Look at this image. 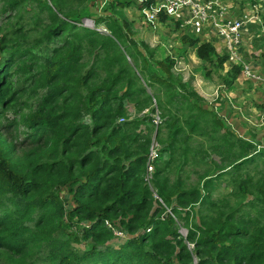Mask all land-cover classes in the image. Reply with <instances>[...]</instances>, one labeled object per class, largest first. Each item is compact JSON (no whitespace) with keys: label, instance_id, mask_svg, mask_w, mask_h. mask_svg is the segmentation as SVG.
<instances>
[{"label":"trees","instance_id":"1","mask_svg":"<svg viewBox=\"0 0 264 264\" xmlns=\"http://www.w3.org/2000/svg\"><path fill=\"white\" fill-rule=\"evenodd\" d=\"M26 1L0 0L6 3L0 12V264H189V243L174 218L155 207L159 199L144 178L155 132L168 153L154 173L157 195L167 204L202 209L187 237L198 264H264V152L232 132L190 85L170 82L174 56L158 61L152 73L153 85L169 89L166 99H157L163 125L144 131V120L126 119V101L142 109L153 95L136 55L120 40L127 35L119 24L113 22L112 33L82 25V6L90 0H28L30 7ZM134 2L115 0L111 8ZM34 26L39 37L25 40ZM199 52L205 63H215V72L228 59L218 58L211 43ZM240 72L237 66L224 84L233 87ZM190 166H205L194 184ZM221 178L233 193L218 200L213 190ZM252 187V200L238 203ZM61 189L74 205L67 235L50 215L62 205ZM108 219H120L121 228L136 235L118 247L106 244ZM81 236L94 241L85 251L75 245Z\"/></svg>","mask_w":264,"mask_h":264},{"label":"rangeland","instance_id":"2","mask_svg":"<svg viewBox=\"0 0 264 264\" xmlns=\"http://www.w3.org/2000/svg\"><path fill=\"white\" fill-rule=\"evenodd\" d=\"M114 1L115 0L88 1L84 4V6H82L81 24L91 29H98L102 32L112 33L113 29H116L115 25H113V22H115L119 24V27L122 29V33L127 35L120 40L124 48L131 49L136 55V64H138L142 68V71H144L141 80L145 82V86L153 95V101L149 107H144L142 109L136 106L133 102L126 101V119L144 120L141 124V128L144 131H146V127L148 125H151V127L154 128H158L160 125H163V111L158 107V97L163 96L162 99H166L169 89L163 85H158L157 83H155L156 85H153L154 80L152 78V73L156 70V64L158 61L166 58L167 56H174L176 59V64L173 68V80L170 79V82H173V85L186 83L188 86L190 84L202 86L204 89L202 92L205 95L203 96L204 101L205 103L208 102L212 106H216L218 102H221L220 97L222 96V89L225 87L224 83L228 84V82L232 80V74L236 70V67L240 66L241 72L234 82V86L235 84H238L237 87L239 90L245 89L246 93L252 94L251 99L249 98V103L252 105L249 108L257 106V109L262 110L261 113L256 110L255 113L257 115V120L256 116L253 115L254 112L248 115L249 113L247 112L249 109L247 111L243 109L239 112L241 115H246L248 118L250 117L251 124H247V122L240 120V114L237 115L236 119L234 115L232 116V112L229 114L226 113V111H224L225 108L221 111L219 109L220 105H218V109L216 107L215 108L223 117V120L232 132L241 138L252 141L256 144L258 150L264 152V59L262 57L264 54V0H221L227 17L243 21L244 28L241 40V58L229 62V59H227L224 63V67L220 71L216 69L217 72H215L214 69L215 63H205L203 58L199 56V53L201 52H199L200 45L202 43H211L214 45L218 58L221 56L224 57L226 54L228 56V52L223 44L221 43V45H219L217 44L218 42H215L216 33L210 29L211 27L209 25H204V30L194 33L185 29V27L180 25L177 20H174V22L169 19L166 21L158 20L156 23H152L148 20L144 12L145 8L141 0H134V3L126 7L117 6L116 8H111V3ZM26 3L28 4V7H30L29 4L31 2L27 0ZM5 4H0V12L3 11ZM36 4H38V2H36ZM100 19H108V21L99 22ZM109 22H111L110 28L108 27ZM6 27L7 26H4V29H6ZM9 27H13V25ZM1 35L2 31H0V37ZM39 35L40 32L37 26H34L30 32V38H26L25 40L34 39L35 37H39ZM185 37L199 38L201 43L200 45L196 44L193 46L184 41ZM44 46L45 44L43 42V47ZM190 53L194 55V60L189 56ZM202 55L204 56L205 54L202 53ZM129 58L131 62L130 65H134V57L132 56ZM244 64H246L247 67L249 66L255 74L261 75L263 80L247 77L244 70ZM204 66L206 71H204ZM239 79L241 81H239ZM237 99H239V97H237ZM249 112L251 111L249 110ZM157 114H159L161 118L159 125H155L153 121ZM10 116H13V114H10ZM87 121L90 122L89 117L87 118ZM121 121H124V118H120L119 122ZM244 132L245 134H243ZM152 136L150 153L151 151H156L159 155L156 159H154V170L149 171V173L148 170L146 171L144 177L145 181L152 186L155 191L156 199H159V201L155 203V207L164 208L161 213L163 217L171 215V217L174 218L175 225L179 233L184 237V240L189 243V249L193 252V259L189 264H198L199 256L195 252V243L189 241L187 237L189 229L192 227L194 228L193 225L195 223H200L202 209L199 208L200 204H198L195 209H190L189 207L185 209L178 206L175 201L172 202V204H167L159 198L153 183L154 173L157 169L164 165V162L168 159V153H162L161 149L164 144L157 139L156 132L153 133ZM206 141L205 148L209 150V145L212 141ZM211 157L212 159L215 158L219 161V157L217 155H212ZM259 161L261 162L262 160ZM204 169L205 166L198 168L190 166L188 168L189 174H191V180L189 183H196L197 173L203 172ZM195 170H199L200 172H194ZM216 183L218 184V188L213 190V198H217L219 200L224 196L226 197L233 193L232 188L227 187V180L224 178L218 179ZM250 189L251 191L248 192V195L245 198H240L238 203L246 205V202L252 200L253 195L257 192V188L252 187ZM58 195L62 205H55L52 208L50 215L57 222L55 229L58 233L67 235L64 231H67L66 224L70 220L69 211L74 206L72 205L73 200L68 189H61ZM235 201L236 199H232L230 202L233 203ZM216 204L221 205L220 201L217 200ZM176 205L179 210H181L178 214L172 210V208ZM187 210L190 211L189 214H185ZM203 213H206V211L203 210ZM88 224L89 221H82L78 224V228L81 230ZM106 226L111 231V238L106 242V244L115 245V247H118L126 242V240L136 235L126 233L121 228L122 224L120 219H108ZM69 230L70 232L80 235L75 232L72 227H69ZM119 231L123 232L126 236L124 238L117 236L116 232ZM93 243L94 241L92 239L81 236L78 243L75 245L78 249L85 251ZM176 253L177 251L173 254L172 258H175Z\"/></svg>","mask_w":264,"mask_h":264},{"label":"built area","instance_id":"3","mask_svg":"<svg viewBox=\"0 0 264 264\" xmlns=\"http://www.w3.org/2000/svg\"><path fill=\"white\" fill-rule=\"evenodd\" d=\"M144 12L148 20L156 23L159 16L164 14L167 19L177 22L190 32L198 33L204 29V25H209L216 33L215 41L220 42L228 52V62L241 58L242 55V34L244 23L238 19H230L225 13L221 0H141ZM246 76L263 80L261 75L255 74L252 69L244 64ZM264 83V81H263ZM154 118L155 125L161 122L160 115ZM153 150V149H152ZM158 152L151 151L147 166L149 171L154 170V159L158 157ZM149 228L148 231H151ZM116 235L124 238L126 235L119 231Z\"/></svg>","mask_w":264,"mask_h":264},{"label":"crops","instance_id":"4","mask_svg":"<svg viewBox=\"0 0 264 264\" xmlns=\"http://www.w3.org/2000/svg\"><path fill=\"white\" fill-rule=\"evenodd\" d=\"M202 30H204V29H202ZM217 44L221 45L220 42H218ZM189 56L194 60V58H193L194 55L192 53H190ZM195 57H196V55H195ZM239 81H241V80L239 79ZM237 85L235 84V86H233L231 88H228L224 84L225 87L222 89V96L220 97L221 98V102L217 103L216 108L218 109V105H220L219 109L221 111L225 108L224 111H226V113H228V114L230 112H232L231 113L232 116L234 115L236 119H237V115L240 114L239 111H242L243 109H245V111H247L249 109L251 112H249V110H248V112H247V113H249L248 115H250L251 113L254 112L253 115L256 116V120H257V115H256L255 112H256V110H258V112L261 113L262 110L257 109L256 108L257 106L249 108L252 105L251 103H249L252 94L251 93H246L245 89L239 90ZM190 87H192L193 89L198 91L201 96H205L203 94V92H202V90H204L202 86H200V85L197 86V84H192V85L190 84ZM237 97H239V99H237ZM239 117H240V120L247 122V124L248 123L251 124L250 117L248 118V116L246 117V115L244 116V115H241V114H240ZM243 134H245V132Z\"/></svg>","mask_w":264,"mask_h":264}]
</instances>
